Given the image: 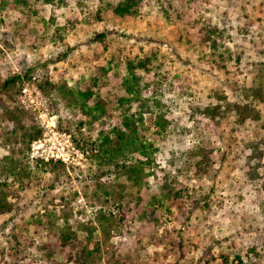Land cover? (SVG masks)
<instances>
[{
	"label": "rangeland",
	"instance_id": "rangeland-1",
	"mask_svg": "<svg viewBox=\"0 0 264 264\" xmlns=\"http://www.w3.org/2000/svg\"><path fill=\"white\" fill-rule=\"evenodd\" d=\"M36 1L27 0L28 7ZM107 1L56 0L63 3L57 9L39 4L24 37L36 39L31 46L24 38L4 36L19 20L25 22L24 6L0 0V90L7 80L28 75L0 92V198L12 205L0 215V264H49L38 249L56 242L61 229L81 242L92 229L91 248L104 243L101 264H220L223 254L232 260L241 255L245 264H264V157L261 178L252 180L245 165L250 152L241 149V140L261 138L264 120L241 123L235 109L244 105L242 90L264 77V0H206L204 20L230 32L221 50L226 61L180 46L176 27L161 16L162 0H145L142 15L129 22L105 13L99 19ZM69 21L74 26L67 29ZM59 28L67 29L64 42L53 38ZM98 34L107 35L104 44L96 42ZM151 51L157 58L146 82L155 85L156 74L169 81L156 94L150 87L144 96L157 99L169 127L162 131L154 116L144 117L140 134L153 146L156 159L146 170L148 185L138 190L121 168H101L90 158L99 149L100 121L91 126L63 91L120 53L123 61L129 54L142 57ZM64 54L66 59L55 62ZM120 73L126 76V71ZM103 92L125 95L116 82ZM215 92L219 95L212 98ZM218 103L228 111L216 125L200 112ZM257 105L264 116V103ZM37 131L42 135L30 142L28 135ZM206 147L215 151L213 162L197 172L195 153ZM57 153L68 154L66 161L50 159ZM138 157L131 154L120 166ZM163 186L172 190L168 199L160 196ZM154 197L159 198L161 227L142 216ZM121 210L128 220L111 227L106 239L99 227L101 214L119 215ZM55 262L66 264L61 255Z\"/></svg>",
	"mask_w": 264,
	"mask_h": 264
},
{
	"label": "trees",
	"instance_id": "trees-1",
	"mask_svg": "<svg viewBox=\"0 0 264 264\" xmlns=\"http://www.w3.org/2000/svg\"><path fill=\"white\" fill-rule=\"evenodd\" d=\"M144 2L145 0H110L103 2L98 11L99 19H101L100 15L105 13V15L112 14L114 18L124 22L136 20L142 15ZM57 3L56 0H37L34 5L37 7L41 4L57 9L63 4L62 2ZM207 3L206 0H162L158 2L161 16L166 24L177 29L175 39L180 46L185 47L188 52H197L202 55H206L209 51L210 58L214 59L218 56L222 61H226V53L221 52V50L226 47L227 39H230V32L226 28L221 29L218 25H212L204 20L202 12L206 11L204 4L206 5ZM16 4L24 6L22 14L25 17V22L24 19L19 20L15 23V27L11 32L4 36H9L7 37L8 40L18 41L26 36L30 19L33 15L37 16L38 12L35 7H28L27 0H16ZM56 9L52 12L53 18H55ZM67 23L69 24L67 29L73 28V23L70 21ZM80 23V20L75 21L77 25H80ZM67 29H57L53 36L54 40L64 42L62 32L67 31ZM27 36L23 40L25 42L30 41L32 43L30 45L33 46L36 39L32 36ZM106 36V34H98L95 36V40L97 43L104 44ZM70 51L73 52L72 49ZM121 54L113 57L108 66L99 65L93 67L88 78L85 79L83 77L82 80L76 82L73 88H67L63 92L64 96L71 97L73 104L79 106L85 116L89 118L88 123L91 126L100 121L99 126H97V128H100V136L95 146V148L98 147L99 149L97 153L92 152L90 158L93 161H97L101 168L106 167L108 169L113 166L121 168L128 181L133 183L138 190H142L144 185H148L149 175L146 170L155 165L156 159V154L151 150L153 146L145 144L140 134L144 117L145 115L154 116L156 126L162 131H166L169 127V122L161 112L157 99L153 98L151 101V98L144 96V92L151 87V90L156 94L159 92L162 83L168 82L169 78L165 75L156 74L157 81L155 80V85L152 86V82H146V77L153 72L154 61L157 58L156 53L151 51L142 57H133L129 54L123 61L120 57ZM67 55H62L55 62L63 61L67 58ZM112 64L118 69L115 74L113 73ZM123 70L126 71V76L120 73ZM24 77H28V75L15 76L7 80L2 84L0 92L9 91L18 82H21ZM111 82H116L117 86L125 92L123 97L112 95L109 92L104 94L103 90L108 88ZM242 92L243 96L241 99L244 101V105L235 107L238 120L241 119V123H245L247 120L252 122L264 120L263 113L258 109L257 105L264 103V77H261V80L257 79L254 81L252 86L245 87ZM103 94L105 95L104 97H102ZM218 95L215 92L212 98ZM221 99L226 100L225 97ZM227 111L228 109H225L222 103H218L205 107L200 113L218 125L222 120L226 119ZM261 130L263 134L259 140H241L243 145L241 149L244 152H250L245 165L248 177L252 180L261 178L258 170L264 157V123L261 126ZM41 135L42 133L37 131L33 135L29 134L28 139L33 142ZM234 147L239 148V143H235ZM131 154H138V159L131 165L120 166V160ZM195 154L197 159L194 169L198 172L203 170V166H211L215 151L209 147L199 148ZM50 165L44 164L43 166ZM53 167L64 168V165L56 163ZM262 180L264 187V176H262ZM171 191L170 187L163 186L160 196L168 199L171 197ZM107 195H110V193L107 192ZM156 201H159L158 197H154L149 202L147 212H143L144 209L142 208L141 211L144 219H148L156 227H161ZM11 210L12 205L8 204L6 197L0 198V215L9 213ZM124 210H121L119 215L101 214L99 227L106 239L111 227L128 220L127 213ZM87 231L89 236L86 242H81L78 236L70 230L61 229L59 235H57L56 242L43 244L38 250L44 254V259L49 264H59L55 262L59 255L63 257L66 264H101L104 243L97 242L91 248L94 231L92 229H87ZM234 259L232 260L230 255L223 254L220 256V264H235V262L237 264H245L241 255H237ZM213 262H215L214 259ZM113 264L120 263L115 261ZM205 264L213 263L207 260Z\"/></svg>",
	"mask_w": 264,
	"mask_h": 264
},
{
	"label": "built area",
	"instance_id": "built-area-1",
	"mask_svg": "<svg viewBox=\"0 0 264 264\" xmlns=\"http://www.w3.org/2000/svg\"><path fill=\"white\" fill-rule=\"evenodd\" d=\"M27 85H28V87L30 86V84H27ZM24 91H28V88H26ZM67 157H68V154H65V153H57V157H56V155L52 154L51 155V158L50 157H47V161H50V159H56V160L57 159L58 160L59 159H63V161H66Z\"/></svg>",
	"mask_w": 264,
	"mask_h": 264
}]
</instances>
